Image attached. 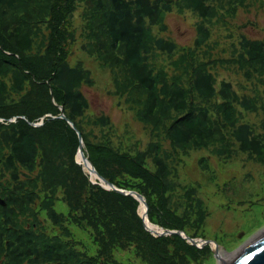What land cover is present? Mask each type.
Masks as SVG:
<instances>
[{"label": "trees", "instance_id": "1", "mask_svg": "<svg viewBox=\"0 0 264 264\" xmlns=\"http://www.w3.org/2000/svg\"><path fill=\"white\" fill-rule=\"evenodd\" d=\"M245 1L0 0L1 264H199L213 258L209 245L154 236L137 198L94 183L76 160L80 139L59 117L60 106L81 132L97 171L118 188L145 196L152 223L203 237L207 200L220 196L215 169L238 159L264 164V118H252L264 111V38L241 33L229 58L199 54L211 38L213 18L225 15L227 22ZM176 8L203 19L193 48H182L170 71L157 58L181 48L158 32L168 30L166 15ZM78 15L87 39L82 47L95 49L104 36L111 71L119 59L129 73L116 93L118 103H142L137 117L149 129L142 147L119 134L110 115L91 108L84 87L95 85L93 73L69 62ZM219 63L259 84L237 90ZM43 117L42 125L32 124ZM191 151L203 152L200 175L214 183L184 180L181 167ZM208 184L217 186L213 195L203 190Z\"/></svg>", "mask_w": 264, "mask_h": 264}, {"label": "rangeland", "instance_id": "2", "mask_svg": "<svg viewBox=\"0 0 264 264\" xmlns=\"http://www.w3.org/2000/svg\"><path fill=\"white\" fill-rule=\"evenodd\" d=\"M217 1L210 0L211 3ZM226 18L227 22L224 21L225 15L213 18L210 24L211 38L208 44L201 48L200 56L212 59L231 57L233 50L231 44L235 42L237 45L241 33L253 38H264V0H246L244 4L238 6L235 13L229 14ZM202 19L199 13L190 9L178 10L176 8L172 13L166 15L165 21L168 23V30L163 33L158 32L156 28L154 31L159 35L174 39L181 50L176 51L171 57L159 56L157 58L158 66L173 71L174 65L170 62L180 57L182 48H193L197 33L196 26ZM75 24L78 27V36L76 42L69 46L72 51L69 62L74 66L79 65L90 69L93 73L95 85L84 87L93 112L110 115L117 126L118 133L125 136L124 138H130L131 142L137 141L142 147L149 140L147 125L137 117V111L142 109V103L135 104L124 99L118 103L119 98L116 93L120 86L125 84V78L127 83L130 81L128 71L125 70L119 59L115 72L111 71L113 65L109 59L104 57V54L111 53L112 50L104 36L97 37V48H83L82 44L87 39L81 29L83 19L80 15L75 18ZM220 64H218V71L220 70L224 76L232 80L237 90L243 91L245 87L255 89L256 84H259L257 80H248L232 64L227 65L228 68H220ZM117 78L120 80L119 82L116 81ZM260 104H264V95ZM254 113L256 114L252 117L254 121L256 119L263 120L264 111L262 108ZM202 153L201 151H191L185 158L186 162L181 170L184 180L188 183L198 185L199 180H203L205 183L214 181L211 176L200 175L202 173L198 159ZM243 163L238 159L229 161L228 164L215 169L217 170L216 183L220 185V196L217 200H207L210 216L203 228V237H201L217 242L220 249L231 256L238 255L249 242L251 243L253 239L255 240L264 233V164H259L253 159H248V164ZM185 173L188 180L185 178ZM208 188H204V192L213 195L217 186L208 184ZM41 220L44 225H47L44 216L41 217ZM122 255L124 258L126 253L124 252ZM128 255L135 258L133 254L128 253ZM125 261L132 262V260ZM199 264H220V261L214 255L213 258L202 259Z\"/></svg>", "mask_w": 264, "mask_h": 264}, {"label": "water", "instance_id": "3", "mask_svg": "<svg viewBox=\"0 0 264 264\" xmlns=\"http://www.w3.org/2000/svg\"><path fill=\"white\" fill-rule=\"evenodd\" d=\"M60 109H61V113L59 117L65 119L70 124V126L77 131L80 139V145L76 155V160L79 164L83 165V168L85 169V171H87V173L90 174V178L94 183H99L106 189L116 190L117 192L122 193L124 195H132L135 198H137L140 202L139 214L143 219L144 226L154 236L160 237V236H168V235H179L182 238L186 239V241L189 242L190 244L195 245L199 248H202L205 245H210L215 257L217 259H220V246L217 242L213 240L204 239L201 237H191L182 230L168 229L152 223L148 217L149 206L145 196L135 190L118 188L116 185L108 181L97 171V169L89 160L88 156L84 151V142L81 132L76 128L74 123L65 115L62 106H60ZM43 119L44 117L41 119L40 122H36L32 124L34 126H40L43 124ZM0 204L5 205L6 204L5 200L0 198ZM149 225L155 226L157 228H152ZM213 244H215V246H213ZM230 264H264V234L258 236L250 244V246L245 248V250H243L241 254L236 259H234Z\"/></svg>", "mask_w": 264, "mask_h": 264}, {"label": "bare ground", "instance_id": "4", "mask_svg": "<svg viewBox=\"0 0 264 264\" xmlns=\"http://www.w3.org/2000/svg\"><path fill=\"white\" fill-rule=\"evenodd\" d=\"M150 227H152V228H157V227H155V226H152V225H149ZM264 234V233H263ZM256 239V238H255ZM254 240V239H253ZM253 240H252V242H253ZM251 242V243H252ZM250 242H249V244L246 246V247H244V249L243 250H245V248H247L248 246H250V244H251ZM213 246H215V244H213ZM242 250V251H243ZM242 251H240L239 253H238V255H230V254H228L227 252H224L223 250H221L220 249V259H218L219 261H220V264H224V263H226V264H230L234 259H236L240 254H241V252ZM221 253H225V254H222L221 255ZM236 256V257H235Z\"/></svg>", "mask_w": 264, "mask_h": 264}, {"label": "flooded vegetation", "instance_id": "5", "mask_svg": "<svg viewBox=\"0 0 264 264\" xmlns=\"http://www.w3.org/2000/svg\"><path fill=\"white\" fill-rule=\"evenodd\" d=\"M1 256H2V255H1ZM3 257H4V256H3ZM2 262H3V261H2ZM2 262H1V257H0V264H1Z\"/></svg>", "mask_w": 264, "mask_h": 264}]
</instances>
